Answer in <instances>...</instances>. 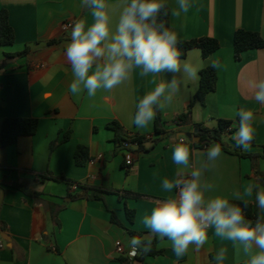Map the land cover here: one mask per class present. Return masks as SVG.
<instances>
[{
  "label": "crops",
  "instance_id": "crops-1",
  "mask_svg": "<svg viewBox=\"0 0 264 264\" xmlns=\"http://www.w3.org/2000/svg\"><path fill=\"white\" fill-rule=\"evenodd\" d=\"M109 3L115 23L119 0ZM167 3L170 9L176 7V0ZM194 3L196 7L186 15H171V26L179 39H218L221 47L211 56L224 68L217 69V88L207 95L204 105L195 101L200 78L182 87L161 111L164 132L157 133L156 118L144 129L131 123L139 99L154 87L149 82L152 77H140L138 69L130 80L110 92L98 90L91 98L86 91L70 93L73 74L64 51L71 28L65 30V25L78 19L92 23L80 0H0V11H8L15 32L13 45H0V132L8 118H33L39 122L35 135L23 136L16 144L0 149V264H123L120 258L130 252L129 240L133 236L112 222V213L125 228L146 234L140 218L152 209L155 200L169 195L161 190V181L174 176L176 165L171 151L178 135L182 133L185 141L191 142L194 160L206 159L210 146H195L196 124L215 128L219 119L233 121V133L227 137L232 144L238 125L235 111L252 110L254 146L243 151L263 152L264 104L255 101L250 82L264 79V49L247 51L236 61L234 34L244 29L259 32L264 38V0ZM186 58L207 61L199 49L189 51ZM193 101L190 122L178 125L175 119L187 113ZM113 122L121 124L128 136L148 137L144 150L132 147V166H127L126 151L109 127ZM66 134L70 138L63 141ZM79 146L89 151L90 160L84 166L76 164ZM259 168L264 172V159H260ZM47 172L95 187L104 192L103 200H70L65 182L41 180ZM206 179L215 185L211 195L232 201L233 190L255 183L252 161L222 149ZM15 183L40 193L41 199L12 189ZM250 202H255L254 197ZM49 204L59 207L60 226L51 218ZM126 209L135 211L133 223L128 221ZM156 241L161 254L146 258L145 264H215L213 257L220 247L228 248L225 264H243L245 259L230 242L215 237L211 229L209 241L199 251L190 246L179 262L170 241ZM117 242L122 244L124 255L117 252Z\"/></svg>",
  "mask_w": 264,
  "mask_h": 264
},
{
  "label": "clouds",
  "instance_id": "clouds-1",
  "mask_svg": "<svg viewBox=\"0 0 264 264\" xmlns=\"http://www.w3.org/2000/svg\"><path fill=\"white\" fill-rule=\"evenodd\" d=\"M80 5L90 13L92 23L78 19L71 27L64 51L73 74L69 91L73 95L86 91L91 98L98 90L110 92L130 80L137 69L140 77L151 76L149 82L154 87L139 99L132 117L137 129L149 127L182 87L199 80L204 67L224 68L212 56L206 62L184 58L178 33L164 19L169 15L167 0H119L115 23L109 0H80ZM195 7L194 0H176L171 15L179 18ZM250 87L255 101L264 104V79L252 80ZM235 116L238 125L232 139L247 151L255 137L254 112L240 108ZM190 143L181 133L172 146L176 170L172 178L161 181V190L169 195L155 200L152 209L140 218L147 232L130 238V255H146L152 251L154 240L167 239L179 262L190 246L199 251L209 241L211 229L215 237L230 242L245 257L243 264H264V216L258 215L253 221L245 214L253 197L264 213V188L248 183L242 190H233L231 200L239 203L211 195L215 185L206 179V173L221 157V145L213 143L206 159L196 161ZM227 253V247H220L213 257L215 264H225Z\"/></svg>",
  "mask_w": 264,
  "mask_h": 264
},
{
  "label": "trees",
  "instance_id": "trees-1",
  "mask_svg": "<svg viewBox=\"0 0 264 264\" xmlns=\"http://www.w3.org/2000/svg\"><path fill=\"white\" fill-rule=\"evenodd\" d=\"M166 20L167 26L171 27V9L169 7V15L164 18ZM173 29V28H172ZM174 30V29H173ZM179 45L182 53L184 54V58L187 57L189 51L193 49H199L202 53L203 58H208L217 52L221 44L216 38L202 37L191 40H183ZM15 42V32L12 28L9 21V13L6 9L0 11V45L2 46H11ZM264 49V38L259 32L239 29L234 34V58L236 61H240L243 53L250 50H258ZM26 52L22 54H18L16 56H23ZM15 56V57H16ZM217 69H213L211 67L204 68L200 72V86L195 95V101H199L201 104H205V100L208 94L214 92L217 88ZM195 101L191 102L188 108L187 113L179 115L175 121L178 125L188 124L191 119V112L194 107ZM233 121L219 119L217 121V126L215 128L207 127L204 124H196V131L193 135L199 140L195 142V146L200 149H207L213 143H219L221 148L229 153L235 154L241 158H249L252 161V168L255 174V184H258L264 187V172L259 168L260 159H264V148L262 153H254L249 154L245 153L243 149L236 146L234 140L231 144L226 139L229 135L233 133ZM39 122L37 119L33 118H8L4 121L2 130L0 132V149L6 148L10 145L16 144L19 138L23 136H33L36 134L38 130ZM109 127L115 132L116 140L119 142L125 151H133L132 147L137 146L138 150H144V144L148 139L147 136H128L124 132V128L118 122H113L109 125ZM156 132L162 133L164 132L162 128V115L161 111L157 113L156 116ZM70 138L69 134L64 136L63 141H67ZM127 143L128 146H124ZM55 146V143L52 144V147ZM251 146H254V142H252ZM76 164L78 166H84L89 160V151L85 146H79L76 155ZM41 180L44 181H63L69 186V194L68 198L70 200H76L79 198H87L90 200H103L104 192L89 186L85 183H78L72 180H69L65 176H53L50 172H47L41 177ZM0 185L2 183L0 182ZM76 186L77 189L73 190V187ZM12 189L21 191L26 196H29L35 200L41 199V194L38 192H34L25 188L23 185L15 183L11 186ZM232 203H239L237 201H230ZM241 206H243L241 204ZM49 212L51 214V218L53 221L60 226L59 220L57 218V213L59 207L55 204H49ZM127 219L130 223L134 222L135 211L126 209ZM245 214L248 219H252L253 221L260 215L259 208L256 203H249L247 209H245ZM111 220L113 223L118 224L128 231V233L132 236L142 237L143 234L136 233L128 228H125L124 225L118 220L115 213H112ZM161 251L157 250V241L154 240L152 251L148 254H138L134 259L130 260L127 256H121L120 261L123 264H145V260L148 257H153L160 255Z\"/></svg>",
  "mask_w": 264,
  "mask_h": 264
},
{
  "label": "built area",
  "instance_id": "built-area-1",
  "mask_svg": "<svg viewBox=\"0 0 264 264\" xmlns=\"http://www.w3.org/2000/svg\"><path fill=\"white\" fill-rule=\"evenodd\" d=\"M72 26H73L72 23H67V24L65 25V30L70 29ZM124 146H128L127 143H125ZM134 156H135V154H134L133 151H126V153H125V162H126L127 166H132V165H133V163H134ZM76 189H77V187L74 186V187H73V190H76ZM116 249H117V252H118L120 255H124V254H125L124 248H123V246H122V244H121L120 242H117V243H116ZM136 256H137V255H136ZM136 256H132V255H130V252L127 253V257H128L130 260L134 259Z\"/></svg>",
  "mask_w": 264,
  "mask_h": 264
},
{
  "label": "water",
  "instance_id": "water-1",
  "mask_svg": "<svg viewBox=\"0 0 264 264\" xmlns=\"http://www.w3.org/2000/svg\"><path fill=\"white\" fill-rule=\"evenodd\" d=\"M187 136H188V137H191V135H190V134H189V135H187ZM195 140H196V141H198V140H199V138H196Z\"/></svg>",
  "mask_w": 264,
  "mask_h": 264
},
{
  "label": "rangeland",
  "instance_id": "rangeland-1",
  "mask_svg": "<svg viewBox=\"0 0 264 264\" xmlns=\"http://www.w3.org/2000/svg\"><path fill=\"white\" fill-rule=\"evenodd\" d=\"M227 140V139H226Z\"/></svg>",
  "mask_w": 264,
  "mask_h": 264
}]
</instances>
